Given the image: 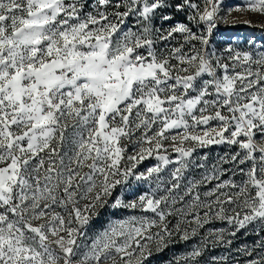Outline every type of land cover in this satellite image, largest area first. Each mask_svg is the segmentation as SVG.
<instances>
[{
    "label": "snow or ice",
    "instance_id": "1",
    "mask_svg": "<svg viewBox=\"0 0 264 264\" xmlns=\"http://www.w3.org/2000/svg\"><path fill=\"white\" fill-rule=\"evenodd\" d=\"M233 11L264 0H0V264H264V44L214 39Z\"/></svg>",
    "mask_w": 264,
    "mask_h": 264
},
{
    "label": "rangeland",
    "instance_id": "2",
    "mask_svg": "<svg viewBox=\"0 0 264 264\" xmlns=\"http://www.w3.org/2000/svg\"><path fill=\"white\" fill-rule=\"evenodd\" d=\"M242 0H224L225 8L229 6H234L241 4ZM181 17H177L180 19ZM246 21L251 22V26ZM235 25V26H232ZM229 37H235L236 39L233 41V45L239 44L241 46L244 45V41L248 38H253L257 41V46L260 44H264V16L253 15L249 13H239L233 11L230 16H228L226 23L218 22V31L214 34L215 40H228ZM224 149L222 147L212 146L209 149H201L199 150L200 155L202 156L204 153H207L209 157V163L213 162L216 157L222 154ZM155 161L152 159H148L143 162L140 166L141 171L144 170L145 167L151 166ZM200 170H196L194 174L199 175ZM136 186L135 181H133V187ZM142 187L147 188L146 184H142ZM130 213L126 210H117L113 212L111 209L102 210L101 215L95 220L94 227L95 230H102L103 227L107 226L108 221L114 220L117 218H122ZM224 225L219 222L214 225H210L209 227H223ZM255 239L254 235H248L245 237L243 232L237 234L236 243L233 245L235 247L237 244H243L245 242L251 243ZM185 253V252H184ZM213 254L216 255H224V250L221 248H217L214 250ZM179 255V254H177ZM156 259L160 258V254L156 256ZM157 264H163L162 260H159Z\"/></svg>",
    "mask_w": 264,
    "mask_h": 264
},
{
    "label": "trees",
    "instance_id": "3",
    "mask_svg": "<svg viewBox=\"0 0 264 264\" xmlns=\"http://www.w3.org/2000/svg\"><path fill=\"white\" fill-rule=\"evenodd\" d=\"M185 252V245L183 244H177L174 247H170L163 252L160 253V258L156 259L157 257H154L152 264H157L159 260L163 261V264H168V261L172 259L173 256L179 254L183 255Z\"/></svg>",
    "mask_w": 264,
    "mask_h": 264
}]
</instances>
